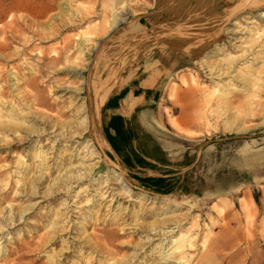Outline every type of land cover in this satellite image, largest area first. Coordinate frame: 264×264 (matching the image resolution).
Returning a JSON list of instances; mask_svg holds the SVG:
<instances>
[{"label":"rangeland","instance_id":"obj_1","mask_svg":"<svg viewBox=\"0 0 264 264\" xmlns=\"http://www.w3.org/2000/svg\"><path fill=\"white\" fill-rule=\"evenodd\" d=\"M226 1L0 0V264H264V3ZM148 64L134 172L96 138Z\"/></svg>","mask_w":264,"mask_h":264},{"label":"crops","instance_id":"obj_2","mask_svg":"<svg viewBox=\"0 0 264 264\" xmlns=\"http://www.w3.org/2000/svg\"><path fill=\"white\" fill-rule=\"evenodd\" d=\"M152 65H145L143 66V76H141L139 79L136 80L135 85H132L131 82H126L125 84L120 86V89L114 91L113 93L109 94L106 99L103 102V110L104 112H110V115L108 116L106 122L102 124V139L105 145L109 148V150L115 154L121 163L124 164L126 168L127 165L125 164L124 160L130 159V163L133 164V168H128L131 171L138 172V171H144L148 169H156L158 168L156 166V163L153 162L148 154L145 152L143 148V152L139 151L138 149H132L131 141L125 140V136L128 135V132H125L126 128L136 127L139 123L136 119L137 112L139 111V108L137 109L135 106H141L142 105H150L151 103H154L156 100V95L158 92V88L161 86L162 81L165 78V75H161V71L159 69H152ZM133 80V79H130ZM145 83H150L151 86H145ZM115 87H117L115 85ZM131 88L134 87L136 89V92L132 93V98L137 101V104L133 107H129V109L126 110V108L122 107L120 104V98L122 94L121 88ZM136 108V109H135ZM149 112L143 111L140 114H138L137 118L141 120L144 123H147L149 120ZM113 118H120L114 125L110 124L111 120ZM120 123L119 127L118 124ZM120 130V133H117L116 129ZM109 133L112 138L115 139L116 146L119 150V152H116L109 141L107 140L105 132ZM133 143V142H132ZM134 157H138L139 159L143 160L145 162L144 167H140L134 162ZM157 178H161L160 175H155ZM163 178V177H162Z\"/></svg>","mask_w":264,"mask_h":264},{"label":"bare ground","instance_id":"obj_3","mask_svg":"<svg viewBox=\"0 0 264 264\" xmlns=\"http://www.w3.org/2000/svg\"><path fill=\"white\" fill-rule=\"evenodd\" d=\"M202 1V0H201ZM228 2H230V0H227ZM227 1H226V3H227ZM245 1L246 0H237V2H238V4L236 3L235 5H234V2H235V0H233L232 1V4L230 5H228V8H226L224 11L226 12V14L228 13L229 14V12H230V14H235V13H239V10H241V9H245V7H247V6H249V4H247V6H245V5H242L239 9H237L239 6H240V4L242 3V2H244L245 3ZM256 1H258L259 3H264V0H256ZM217 6V5H216ZM235 6V7H234ZM210 7V6H209ZM230 7H233V8H231L230 9ZM249 8V7H248ZM251 9V8H250ZM246 10V9H245ZM255 10V9H254ZM242 11V10H241ZM248 12H250V11H248ZM261 13V12H260ZM220 14V13H219ZM257 15V14H256ZM116 14H115V16H114V18H113V22H112V24H111V26L112 27H114V26H116L118 23H120L121 21L120 20H117L116 19ZM227 16V15H226ZM264 17V13H262V14H260V17ZM217 17V16H216ZM223 17V16H222ZM224 18H226L227 19V17H223V21L225 20ZM217 19V18H216ZM262 19V18H261ZM220 20V19H219ZM221 22V21H220ZM228 22V21H227ZM231 23V22H230ZM251 23H253V22H251ZM226 24V23H225ZM220 26V25H219ZM222 27V26H221ZM220 29V28H219ZM225 29V28H224ZM201 38V37H200ZM193 46V45H192ZM189 48H190V44H187V46H186V48H184V50L185 51H187V50H189ZM183 50V51H184ZM196 50V49H195ZM212 53V52H211ZM206 54V53H205ZM208 54V53H207ZM212 54H215V52L214 53H212ZM191 55H193V54H191ZM182 58V57H181ZM172 64V63H171ZM194 66V65H193ZM145 86H151V84L150 83H145ZM98 128V127H97ZM97 128H95L96 130L95 131H97ZM98 139V137L96 138V141L98 142V144L101 142V143H103V140H102V138L99 136V139ZM100 140V141H99ZM76 177V176H75ZM120 180V179H119ZM151 226V225H150ZM164 227V226H163ZM143 228V227H142ZM149 229V228H148ZM151 230V229H150ZM141 231H139V229H137L136 231H135V233L136 234H138V233H140ZM162 233V234H161ZM167 234H171L170 232H161V231H159L158 232V235L160 236V237H164V239H166V235ZM183 235H180L176 240H174L172 243H174V247L172 246L171 248H170V252L171 253H169L168 251L167 252H162L161 254H160V259H159V261H160V263H163V264H165V263H168V261H170L171 260V256H172V254H175V253H178L179 254V257H178V261L181 263V264H184V262H183V260H184V256L182 257L181 256V251L182 250H184V248H185V240L183 239Z\"/></svg>","mask_w":264,"mask_h":264},{"label":"trees","instance_id":"obj_4","mask_svg":"<svg viewBox=\"0 0 264 264\" xmlns=\"http://www.w3.org/2000/svg\"><path fill=\"white\" fill-rule=\"evenodd\" d=\"M118 120H120V118H113L110 122V124L114 125V123H116ZM120 124H118L119 127ZM120 128V127H119ZM117 133H120V130L117 128L116 129ZM107 140L109 141V143L111 144V146L113 147V149L116 152H119L116 143H115V139L111 137V135H109L108 131L107 133L105 132ZM134 162L139 165L140 167H144L145 162L141 159H139L138 157H134ZM125 164L127 165V167L133 168V164L130 163V159L128 160H124ZM135 179H137L139 182H141V184L146 187L149 188L153 191H155L156 193L159 194H169L171 193L174 188H175V182H172V180L170 181V179H165V178H157V177H146V178H142V177H134Z\"/></svg>","mask_w":264,"mask_h":264}]
</instances>
